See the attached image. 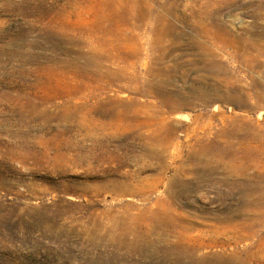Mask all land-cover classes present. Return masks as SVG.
I'll return each mask as SVG.
<instances>
[{
	"label": "rangeland",
	"instance_id": "374dc122",
	"mask_svg": "<svg viewBox=\"0 0 264 264\" xmlns=\"http://www.w3.org/2000/svg\"><path fill=\"white\" fill-rule=\"evenodd\" d=\"M0 264H264V0H0Z\"/></svg>",
	"mask_w": 264,
	"mask_h": 264
}]
</instances>
